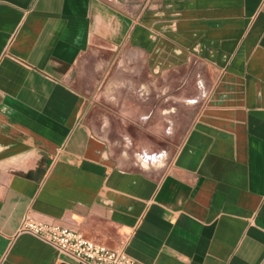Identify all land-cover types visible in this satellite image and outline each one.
Segmentation results:
<instances>
[{
  "label": "crops",
  "instance_id": "1",
  "mask_svg": "<svg viewBox=\"0 0 264 264\" xmlns=\"http://www.w3.org/2000/svg\"><path fill=\"white\" fill-rule=\"evenodd\" d=\"M264 264V0H0V264Z\"/></svg>",
  "mask_w": 264,
  "mask_h": 264
},
{
  "label": "built area",
  "instance_id": "2",
  "mask_svg": "<svg viewBox=\"0 0 264 264\" xmlns=\"http://www.w3.org/2000/svg\"><path fill=\"white\" fill-rule=\"evenodd\" d=\"M19 231L39 237L79 264H144L129 256L122 247L107 248L76 229L40 221L29 213L23 217Z\"/></svg>",
  "mask_w": 264,
  "mask_h": 264
}]
</instances>
